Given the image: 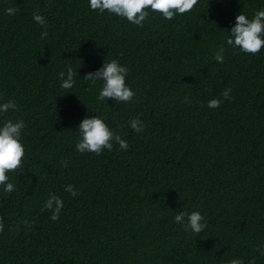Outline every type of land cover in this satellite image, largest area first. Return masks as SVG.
<instances>
[{
	"label": "trees",
	"instance_id": "1",
	"mask_svg": "<svg viewBox=\"0 0 264 264\" xmlns=\"http://www.w3.org/2000/svg\"><path fill=\"white\" fill-rule=\"evenodd\" d=\"M261 9L264 0H198L172 20L146 9L138 27L89 0H0V104L19 108L0 127L26 125L21 167L6 173L15 191L0 185V264H264V47L253 55L225 42L238 14ZM112 59L129 69L128 103L99 101L102 82L84 79ZM68 65L75 83L63 89ZM92 115L128 149L78 152V125ZM49 193L64 202L57 221L43 208ZM184 211L207 227L185 231L174 222Z\"/></svg>",
	"mask_w": 264,
	"mask_h": 264
},
{
	"label": "clouds",
	"instance_id": "2",
	"mask_svg": "<svg viewBox=\"0 0 264 264\" xmlns=\"http://www.w3.org/2000/svg\"><path fill=\"white\" fill-rule=\"evenodd\" d=\"M197 3L198 0H89V6L92 10H98L100 14L107 11L138 27H143V22L149 16V11L146 9L160 13L166 20H172L178 14L183 15L190 12ZM16 11L17 9L11 7L6 9L8 15H13ZM33 20L44 28L41 32V39L46 38L48 32L45 17L36 11L33 12ZM229 33L230 35L225 41L227 45L234 48L238 47L244 53L253 55L258 53L264 47V9L256 11L251 19L245 14H238L235 25ZM224 52L225 45L222 43L215 51V61L223 63ZM128 72V67L122 66L117 59L104 60L102 68L95 72H89L84 76V79L91 81L93 85L97 81L102 82L97 97L99 101L113 99L117 104L128 103L135 96L134 91L126 84ZM75 76L76 73L70 65L67 66L66 73L60 71L58 77L61 80V87L71 89L75 83ZM230 92L231 89L226 88L222 91L221 96L228 99ZM185 100L187 102V97ZM221 103L220 99H210L207 106L218 108ZM10 110L19 111L14 101L10 100L0 104V115L8 113ZM129 125L137 133L143 131L145 127L138 117L130 120ZM25 127V122L22 119L14 120L11 118H5L3 126L0 127V185H5L4 191L7 193L15 191V187L11 182H8L9 177L6 173L20 168L22 158L25 156V148L20 142ZM78 133L79 139L76 143V150L80 153L88 152L99 156L105 149L111 151L113 142L117 143L122 151L128 149L127 141L122 139L119 133L111 130L99 116L92 115L83 119L78 125ZM62 163L64 167H67L66 161ZM65 191L73 197L79 195L71 184L66 186ZM63 205L64 202L59 196L55 193H49L43 208L52 213L50 216L52 221H57ZM202 221H204V216L199 211L179 212L174 217V222L181 224L185 231H191L197 235L207 227L206 222L202 223ZM22 223L29 228L32 226L28 220H24ZM3 230V221L0 218V232ZM256 250L264 255V247L258 245ZM228 264H243V260L232 259L228 261ZM249 264H255V260L249 261Z\"/></svg>",
	"mask_w": 264,
	"mask_h": 264
}]
</instances>
